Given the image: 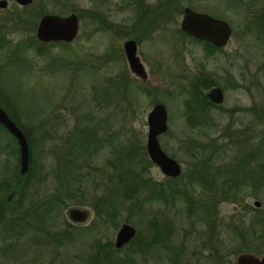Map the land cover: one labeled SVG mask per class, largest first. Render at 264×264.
<instances>
[{
  "label": "rangeland",
  "instance_id": "rangeland-1",
  "mask_svg": "<svg viewBox=\"0 0 264 264\" xmlns=\"http://www.w3.org/2000/svg\"><path fill=\"white\" fill-rule=\"evenodd\" d=\"M6 1L0 8V98L16 108L34 142L21 196L4 188L15 185L18 163L16 138L0 124V264H110L108 252L117 264H235L240 253L264 254L260 228L250 224L264 217V181L256 176L264 174V115L261 121L255 116L264 112V0H33L45 11L38 15ZM182 5L224 18L233 32L227 46L211 50L181 31ZM162 6L173 17L155 26L149 19ZM71 13L79 20L73 41L37 37L43 15ZM127 40L137 43L145 80L130 71ZM200 77L210 81L209 88L200 83L210 105L202 106L192 91ZM214 87L223 91L221 103L207 96ZM158 103L167 112V130L158 140L181 164L182 177L164 176L146 151L147 114ZM93 125L102 140L96 147L103 146L94 157L93 144L83 151L77 144L78 129ZM239 126L247 129L241 151L229 138ZM115 144L135 152L140 172L134 180L155 188L112 192L106 161ZM196 162L197 177L208 175L205 164L222 168L221 176L240 177L239 197L228 200L219 190L189 184L186 171ZM71 169L81 174L82 185L75 175L64 179L63 171ZM208 195H216L211 208L204 207ZM74 208L85 212L82 221L71 220ZM124 223L136 234L117 248ZM234 225L248 233L239 236Z\"/></svg>",
  "mask_w": 264,
  "mask_h": 264
},
{
  "label": "water",
  "instance_id": "water-1",
  "mask_svg": "<svg viewBox=\"0 0 264 264\" xmlns=\"http://www.w3.org/2000/svg\"><path fill=\"white\" fill-rule=\"evenodd\" d=\"M22 6L30 5L33 0H15ZM7 6L6 0H0V8ZM197 21L209 24L215 32L210 40L216 45L223 46L227 43L231 27L226 21L216 20L210 16L192 12L186 9L181 23L182 29L199 39H208L201 28H195L189 21ZM78 17L75 13L68 16L46 14L41 17L37 26V37L44 42L64 41L71 42L75 39L78 29ZM124 51L131 71L138 77L146 79L147 75L143 64L136 55L137 45L134 40H127L124 43ZM208 98L214 103H221L224 94L221 88L214 87L208 94ZM0 124L4 126L17 140L19 146L20 172L25 174L29 165V146L27 139L21 129L8 116L6 111L0 106ZM148 133L146 140V151L150 160L155 164L163 175L177 177L182 172L181 164L173 157L169 156L161 147L158 137L167 130V112L163 104L158 103L147 114ZM259 206V202H255ZM69 216L73 221H82L85 212L74 208L70 210ZM136 234V229L130 224H122L116 234L115 247L120 248L130 241ZM235 264H264V254L257 256L253 253H240L236 256Z\"/></svg>",
  "mask_w": 264,
  "mask_h": 264
},
{
  "label": "trees",
  "instance_id": "trees-1",
  "mask_svg": "<svg viewBox=\"0 0 264 264\" xmlns=\"http://www.w3.org/2000/svg\"><path fill=\"white\" fill-rule=\"evenodd\" d=\"M163 7V6H162ZM161 10L159 11V13H154L153 15L157 18L154 19H149L150 17L146 14V16H144V19L148 18L149 21H152L153 23H155V26L159 25V21H162L164 19V21H168L170 18H172L173 13H171V9L168 6H165L163 8H160ZM23 10L25 11H30L32 14H44V10L41 6H36L34 7V3L31 5H27L26 7L23 8ZM68 11V10H67ZM70 11V10H69ZM36 15V16H37ZM34 15V17H36ZM159 20V21H158ZM182 33V32H181ZM183 34V33H182ZM59 43H63L64 42H60ZM207 48H209L206 45ZM201 79H198L196 81L193 82V88L192 91H194V94L198 97L199 101L202 103L203 105H210L211 102L207 99L206 95L202 93L201 88L202 85H200V83H203L205 88H209V84L208 82H210L208 79L207 80H202L203 77H200ZM193 95V99L195 101H197V97ZM0 105L3 107V109L6 111V113L8 114V116L14 121V123L21 129V131L24 133L27 142H28V146L30 148V164L33 163V154H32V146H33V142H34V137L32 136V134H30V130H28L21 122L19 119V116L16 114V108L9 102L7 101L4 97L0 98ZM190 115H187V121L192 120L194 113H189ZM264 115L263 111H259L256 113V117L258 119V121L263 120L262 116ZM238 128L240 129H234L233 131L230 132V142L233 145V149L237 147V151H241L240 145H241V140H242V134L243 132L247 131V129H245V127H241L239 126ZM78 145L80 146V149L83 151L86 149L87 147V143L90 142V144H93V157L96 155L98 149H101L102 147H96L99 146V141L100 140V136H99V130L96 126L93 125V129L91 130L90 128H81L78 129ZM241 138V139H240ZM89 140V141H88ZM15 142V148H14V152L16 154V158H17V170L16 173L14 174L16 178V183L14 186H9V185H4L5 189H11L12 192L15 191H19L20 195L22 196V194H24L25 190L27 189L26 187V181L22 180L23 178L25 179L26 177L28 178L29 173H26V176H22L23 174H20L19 172V165H20V159H19V149H18V142L16 139H14ZM116 145V146H115ZM113 147L114 149L112 150L113 152V156L111 158H108L106 161V164H108V166H110L112 168V172H107V176L110 182H112V192L116 193V192H120V193H127L130 192V195H136L137 190L140 189L141 184H144L146 186H148L149 189H153L155 188V186H157V184H151V181L149 180H144V181H138V179H136V181L134 180L136 177L138 178L140 169H139V164L135 161L133 154L135 152H132L130 150H126L124 146H120L119 144H115ZM236 147H235V146ZM141 149V148H140ZM255 151V149L251 150V153H253ZM72 153V152H71ZM138 153V152H137ZM141 153V152H140ZM141 156L144 164H150L149 159L147 158L146 154H142ZM197 163V162H196ZM198 163L196 164V167L193 169H188L186 171L187 173V177H188V182L189 184L191 183H200L201 187L203 189L208 190L209 192H211L212 190L218 193L220 192L221 194L227 196L226 199L230 200L231 196L235 198V200L239 197V191H241L240 189V185H239V179L240 177H231L230 173H226V175L221 176V174L223 173V169L219 168V170H221V172L218 169H211L210 165L205 164V168H209V173L208 175L205 174H201V176L197 177V173H196V168H197ZM83 166L89 168L90 167L88 164H83ZM80 167V168H79ZM78 169H81V166L77 165ZM76 169V168H75ZM75 169H71L70 172H66V170H64L63 172L65 173L64 179L65 180H70L72 179V177L70 175H75L74 179H77L79 181V183L84 182V180L82 179L81 174L79 175L77 172H74ZM89 170L86 174H84V177L87 179L88 177L91 176V173H89ZM101 173H104V171H106L103 168H100ZM207 172V171H205ZM184 173L180 174V177H182ZM221 176V177H220ZM256 176H261V181H264V174L263 173H257ZM220 177V178H219ZM176 179V178H175ZM171 180V179H170ZM189 189L186 190H178L177 193H181L182 195L186 192H188ZM159 192V191H158ZM13 195V193H12ZM217 195V194H216ZM216 195H208V199L206 200V205L209 206H204L206 208H211L210 204H212V202L214 201V197ZM209 196H211L210 200H209ZM230 196V197H229ZM157 197H162L160 196V192L157 193ZM189 198V196L187 197ZM61 199V198H59ZM209 200V202H208ZM190 201V200H189ZM234 201V200H233ZM191 203V201H190ZM81 204V203H78ZM192 205V204H191ZM5 203L1 202L0 203V214L3 212V210L5 209ZM192 207V206H191ZM192 210V209H191ZM28 213V212H26ZM106 214L109 216L110 220L113 222L114 218H112V216L114 217V214L111 213V211H107ZM97 217L100 216L99 211L96 214ZM254 220H252L250 222L251 224V228H253L254 225H257L260 228L259 233L261 234L260 237H264V217H258L257 218V223L258 224H253ZM236 225H234L235 227ZM68 230H67V234H70V225L67 226ZM242 227V226H241ZM236 228H239L240 230H242V233L239 234V236H243L246 232V228H240V226H236ZM255 231V230H252ZM251 231V232H252ZM245 232V233H244ZM138 236V234H137ZM248 241V240H246ZM261 242H263V239L260 240ZM126 245V243L124 244ZM110 249L114 250L113 246L110 244ZM248 250V249H247ZM107 256V255H106ZM112 256L110 252H108V257L107 259L109 260L110 264H117V259L116 257H109ZM95 257V256H94ZM116 259V260H115Z\"/></svg>",
  "mask_w": 264,
  "mask_h": 264
},
{
  "label": "flooded vegetation",
  "instance_id": "flooded-vegetation-1",
  "mask_svg": "<svg viewBox=\"0 0 264 264\" xmlns=\"http://www.w3.org/2000/svg\"><path fill=\"white\" fill-rule=\"evenodd\" d=\"M183 6V9H182V12H183V15H182V17H181V22H180V26H181V23H182V20H183V17H184V13H185V10L186 9H190L192 12H195V13H200V14H204V15H207V16H210V17H212V18H214V19H216V20H221V21H226L224 18H218V17H215V16H212V15H210V14H208V13H205V12H202V11H195L191 6H185V5H182ZM189 23H190V25L191 26H193V27H195V28H201L203 31H204V33H205V35L206 36H208V39H200L203 43H204V45H207L211 50H221V49H224L226 46H227V44H228V42H229V40L231 39V37H232V28H231V34H230V37H229V39H228V41H227V43L225 44V45H223V46H219V45H216L215 43H213L211 40H210V38L212 37V35H213V33L215 32V28L213 29L209 24H203V23H200V22H197V21H195V20H193V21H189ZM230 26V25H229ZM231 27V26H230ZM181 31H183V32H185L183 29H182V27H181ZM187 33V32H186ZM188 34V33H187ZM189 35H191V34H189ZM191 36H193V35H191ZM193 37H195V36H193ZM195 38H197V37H195ZM197 39H199V38H197ZM136 42V41H135ZM136 45H137V43H136ZM140 60V59H139ZM141 62V61H140ZM130 68V67H129ZM130 71H131V69H130ZM132 72V71H131ZM134 74V73H133ZM142 79V78H141ZM144 80V79H143ZM165 176V175H164ZM166 177H169V176H166Z\"/></svg>",
  "mask_w": 264,
  "mask_h": 264
}]
</instances>
